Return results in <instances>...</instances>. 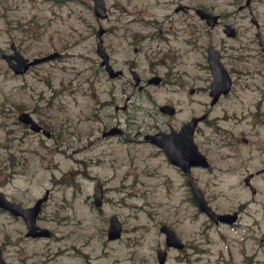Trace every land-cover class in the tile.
Returning <instances> with one entry per match:
<instances>
[{"label": "rangeland", "instance_id": "rangeland-1", "mask_svg": "<svg viewBox=\"0 0 264 264\" xmlns=\"http://www.w3.org/2000/svg\"><path fill=\"white\" fill-rule=\"evenodd\" d=\"M203 1L240 34L230 39L220 28L217 47L235 81L211 114L221 131L207 141L212 125L205 122L196 136L211 165L194 175L213 207L240 212L234 224L201 212L184 175L145 138L210 108L205 49L185 43L189 33L195 41L201 32L189 26L164 30L161 39L151 33L171 10L169 0H105V19L95 15L92 0H0V186L25 206L49 192L38 224L52 231L49 238L26 237L23 220L0 209L7 264H159L157 248L166 247L162 224L186 242L183 250L168 249L165 264H264V174L252 179L255 194L244 182L264 165L262 58L249 11L238 10L245 0ZM251 8L264 33V0H253ZM101 26L113 66L124 70L120 78L101 65ZM12 43L25 57H52L16 74L2 58ZM131 68L144 80L157 74L163 82L140 90ZM169 102L178 109L174 116L159 111ZM24 112L51 136L32 131L20 118ZM113 126L123 131L103 136ZM98 184L101 207L94 202ZM112 215L122 224L115 240L107 236Z\"/></svg>", "mask_w": 264, "mask_h": 264}, {"label": "water", "instance_id": "water-1", "mask_svg": "<svg viewBox=\"0 0 264 264\" xmlns=\"http://www.w3.org/2000/svg\"><path fill=\"white\" fill-rule=\"evenodd\" d=\"M95 1H96L97 13L101 16H106L104 1L103 0H95ZM229 29H230V25L228 26V31H229ZM102 32L103 31L101 30L99 35H101ZM100 43H101V41H100ZM14 48H15V46H14ZM99 50H102L101 47H99ZM3 56L7 59L8 63L14 69V71L16 73H24L25 71H27V69L32 64L38 63V62L48 58V57L35 58L34 60L29 61L28 58L24 57L18 50H16L15 54H4ZM13 59H15L16 62H14ZM105 62H106V59L104 60L103 63H105ZM212 66H213V69H214V72L216 75L215 84H217L218 89L220 86L225 85L224 90H228L229 86H230V78H229L228 73L225 71L223 65H221L219 60H218V63L216 62L215 65L213 64ZM108 68L111 71V74L113 76L118 75L121 72L120 70L113 72L112 71L113 69H112V67H110V65ZM220 71H221V73H220V77H219ZM224 73L228 77V80H225L223 78L224 79V83H223L222 75ZM134 74L136 77V82H139L138 74L136 72H134ZM214 91H216V89ZM162 109L165 111H168L170 113L173 112V109L171 107H169L168 105L162 106ZM20 118L27 123L31 122L32 127L34 129H36V130L40 129V126L32 120V118L30 117V115L28 113L24 112ZM194 123H195V121H194ZM194 123H189V124L183 126L182 130L179 132L181 137H176L174 134L165 135L164 138H161L158 141L162 146H164L166 148L167 153L170 156V158L179 165H183V163H184V161L182 160V155L184 153L187 155L185 163H187L188 166L191 163H194L196 161V159L199 157V154L196 150V147L192 142V131H193ZM186 147H189L190 151L186 152L185 151ZM193 191H194V195L198 199V203H199L200 208L202 210H204L208 215H210L215 221L222 220V221H227V222L231 223L236 219V214L231 215V214L216 213L208 205V202L205 199L202 191L194 184H193ZM95 198H96L97 204H100L102 201V191H101L100 186L96 190ZM44 199L45 198L40 199L36 203V205L33 207L24 208L22 205H20L18 203H14V202L9 201L6 198V196L4 195V193L0 191V207H4L5 209L10 210L15 215H22L27 220V223L29 226L30 231L28 234H32L34 236L41 235V234H48L45 229H43L41 231H37V225H36V217H37V214L40 210L41 203L44 201ZM162 231H164L166 233V243L168 245H173V246H176L179 248L183 247L182 240L180 239V237L176 234V232L174 230H172L168 226L164 225V226H162ZM120 233H121V224H120V222L116 216H112L111 221H110L109 231H108V237L110 239H114L116 237H119ZM158 257L160 259V262L164 263V261L166 259V251L163 249H159ZM0 264H5L4 259L2 258L1 248H0Z\"/></svg>", "mask_w": 264, "mask_h": 264}, {"label": "flooded vegetation", "instance_id": "flooded-vegetation-1", "mask_svg": "<svg viewBox=\"0 0 264 264\" xmlns=\"http://www.w3.org/2000/svg\"><path fill=\"white\" fill-rule=\"evenodd\" d=\"M171 1V3L172 4H174V10H171L168 14H167V17H166V20H165V22H163V25H165V27L164 28H167V31H169V30H171V29H173V27H174V25L175 24H179L180 25V27H184V25H183V23L182 22H184V20H183V16H186V18H185V20L187 21V22H189V21H191V22H194V23H196L197 25H199L200 26V28H202L203 30L204 29H208V32L210 33V36L213 38V34L214 35H217L218 34V31H217V29L218 28H220V26H222L223 24H225L226 22V18L227 17H224L222 14H220V12H218V11H214V8H211L210 6L208 7V8H205L204 7V5H199V6H201L202 8H204L205 10H207L208 12H210V13H212V14H215V13H217V14H219V18L216 20V23H213V24H211L210 25V23H209V21L208 20H206V19H204V18H202L201 16H199V14L196 12V3H197V1L198 0H190V3H186L184 0H170ZM250 12H252V10H249ZM174 16H176V17H174ZM178 16H181V17H178ZM191 17V18H190ZM193 17V18H192ZM194 28H196V27H194ZM237 34H238V32H237ZM156 35H160V36H162V34H161V31L159 32V33H154V36H156ZM140 44V43H139ZM209 44H211V42H209ZM257 46H259V49L261 50V57H262V59H263V65H264V47L262 46V45H260V44H257ZM139 49H140V47L138 46V47H136L135 48V51L136 52H139ZM157 56H161V58H166V57H169V55L167 54V55H165V56H163L162 54V52L161 51H155L154 52ZM137 61V59H134L133 60V64H135V62ZM122 76H123V74H122ZM143 86L145 87V85L143 84ZM144 87H142V88H139V89H143ZM196 93V92H195ZM262 96H263V100H264V84H263V91H262ZM264 102V101H263ZM215 107V105H211L210 104V108L208 109V110H205L206 112H204V114L206 115V117L203 119V121H201L198 125H197V127L195 128V133H194V137H195V140H196V136H197V134L199 133V131H200V129H201V126L203 125V123H205V122H209L211 125H212V122H211V120L215 117H212L211 118V114H212V112H213V108ZM196 114H192V115H190L189 117H188V119H186V121H188L189 119H191L192 117H194ZM215 119L216 120H218V118L217 117H215ZM184 123V122H183ZM168 129L167 130H169V129H171L172 127H173V125H172V123H168ZM181 127V126H180ZM179 127V128H180ZM174 128V127H173ZM178 129V128H177ZM221 131V129L220 128H218V127H216V126H213L212 125V129H211V132H210V135L209 136H207L206 137V140L207 141H210L209 140V137L210 136H214V134H218L219 132ZM221 141L222 142H225L226 140H224V139H221ZM196 143H197V141H196ZM197 145H198V143H197ZM223 144H221V146H222ZM198 147H199V145H198ZM199 149L205 154V155H207L208 156V154H207V152L209 151V149H207V148H204V149H201L200 147H199ZM262 167H264V165H262ZM261 167V168H262ZM210 168V166H208L207 168H204V167H197V166H195V167H192L191 168V170L194 172V171H197V170H200V169H209ZM260 167L259 168H255L254 170H252L251 172H250V176L251 177H256V175H260V174H264V172L262 173L261 171H260V169H261ZM254 171V172H253ZM192 172V173H193ZM261 172V173H260ZM180 173L181 174H183L184 175V177H185V185L187 186V188L188 189H191V187H190V184H189V178H188V176L182 171V170H180ZM195 177V176H194ZM252 178V179H253ZM195 179H196V181H197V178L195 177Z\"/></svg>", "mask_w": 264, "mask_h": 264}]
</instances>
